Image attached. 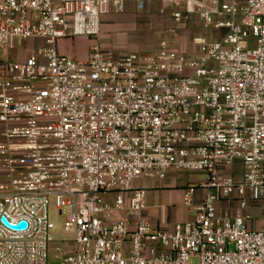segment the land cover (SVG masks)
Returning a JSON list of instances; mask_svg holds the SVG:
<instances>
[{"label":"built area","instance_id":"obj_1","mask_svg":"<svg viewBox=\"0 0 264 264\" xmlns=\"http://www.w3.org/2000/svg\"><path fill=\"white\" fill-rule=\"evenodd\" d=\"M161 1L225 35L196 37L194 55L164 42L115 57L97 38L125 0H0V50L44 41L0 57V264H49L50 196L70 209L59 264H264V223L246 213L264 204V0ZM75 36L96 40L84 60L59 51ZM171 170L207 178L184 191L193 219L157 229L133 184Z\"/></svg>","mask_w":264,"mask_h":264},{"label":"rangeland","instance_id":"obj_2","mask_svg":"<svg viewBox=\"0 0 264 264\" xmlns=\"http://www.w3.org/2000/svg\"><path fill=\"white\" fill-rule=\"evenodd\" d=\"M153 11L141 14L142 17L146 18V22H140L138 25L134 26L132 31L127 32V38L129 41L121 40L119 43L123 54L114 55L115 57H122L129 53L139 51L142 54H153L157 52L160 45L164 42L169 44L173 49L179 50L185 54L194 55L199 52V47L194 43L196 37H205L208 41H216L221 39L225 33V29H214L206 28L204 21L200 17V13L192 14L188 19L182 21L181 23L174 22L172 13L175 10L167 2L161 0H156L155 6L152 7ZM214 24L219 20H224L222 16L212 15ZM115 35V34H114ZM112 36L108 41L110 44L117 42L120 37L119 34ZM75 37H67L64 49L72 50L75 48L77 54H82L85 51V43L76 41L75 46L73 44V39ZM90 39H95L89 37ZM101 43V40H99ZM44 46V41L38 39H30L28 41L22 42L20 45H16L15 49L10 52L0 50V57L20 60L21 58L27 57L29 54H34L38 49ZM124 48V49H123ZM69 57L79 59L72 55H67ZM238 167V168H237ZM237 170H239V164H236ZM233 170V168H231ZM206 174V173H205ZM190 181H202L201 178L204 177V172H192ZM199 179V180H198ZM187 181V180H185ZM114 195H107V199L110 203H113ZM70 213L68 207L64 208L63 214H60V209L57 206L56 198L50 196L48 199V214L51 222L54 223L55 229L49 234V244H48V263L49 264H59L60 259L57 258V253H64L66 246L72 241V234L66 232V217ZM117 214V213H116ZM125 217V216H124ZM255 219V218H254ZM68 248V247H67ZM195 263V260H194Z\"/></svg>","mask_w":264,"mask_h":264},{"label":"crops","instance_id":"obj_3","mask_svg":"<svg viewBox=\"0 0 264 264\" xmlns=\"http://www.w3.org/2000/svg\"><path fill=\"white\" fill-rule=\"evenodd\" d=\"M145 5L143 9L138 7V0H125V8L122 11L112 9L108 14L103 15L101 18V30L97 41L100 43L105 53L111 55L123 54L122 47L119 43L121 40L129 41L127 38V32L132 31L134 26L140 22H146V18L141 14L147 11L152 12L155 6L156 0H144ZM119 34L120 39L114 44H110L111 35ZM114 35V36H115ZM67 39H60L58 42L59 51L63 55H72L84 60L87 58L88 53L92 45L96 42L94 39H90L88 36H75L72 40L75 46L76 41L85 43V51L82 54H77L75 48L72 50L64 49V45ZM108 40V41H107ZM123 48V49H124ZM139 52V51H136ZM30 55V54H29ZM28 55V56H29ZM27 56V57H28ZM21 58L20 60H24ZM192 172H181L171 170L164 179H147L141 178L134 182V188H142L146 191V208L140 214V217H145L151 221L153 226L157 229L172 230L174 225L181 222L192 220L194 217V211L188 209L183 201V194L185 189L190 185H195L197 181L190 178ZM207 175L204 173V177L200 180H206ZM187 180V181H185ZM199 180V179H198ZM203 191L198 190L197 198L201 199ZM237 202L233 201L230 204L226 202H219V212L223 213L228 210L230 213H235L237 210ZM246 213L250 215L248 222L249 226L253 229H260L264 223V204L251 205ZM116 218L124 217L123 214H116ZM255 218V219H254Z\"/></svg>","mask_w":264,"mask_h":264},{"label":"water","instance_id":"obj_4","mask_svg":"<svg viewBox=\"0 0 264 264\" xmlns=\"http://www.w3.org/2000/svg\"><path fill=\"white\" fill-rule=\"evenodd\" d=\"M5 221V220H4ZM6 222V221H5ZM11 227H14V228H23L26 226V222H21L19 223L18 225H10Z\"/></svg>","mask_w":264,"mask_h":264}]
</instances>
